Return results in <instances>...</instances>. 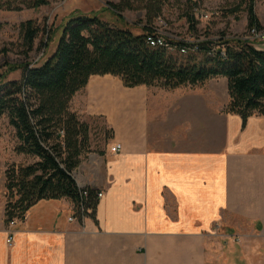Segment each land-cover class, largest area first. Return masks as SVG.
<instances>
[{
	"label": "crops",
	"instance_id": "1",
	"mask_svg": "<svg viewBox=\"0 0 264 264\" xmlns=\"http://www.w3.org/2000/svg\"><path fill=\"white\" fill-rule=\"evenodd\" d=\"M79 95L74 110L112 129L94 166L74 172L103 196L82 219L68 198L41 200L15 225L1 199L0 264H264V116L244 127L237 114L208 113L224 148L197 121L163 131L150 87L93 76L73 104Z\"/></svg>",
	"mask_w": 264,
	"mask_h": 264
},
{
	"label": "trees",
	"instance_id": "2",
	"mask_svg": "<svg viewBox=\"0 0 264 264\" xmlns=\"http://www.w3.org/2000/svg\"><path fill=\"white\" fill-rule=\"evenodd\" d=\"M165 1L140 0L147 18L142 34L97 16H74L63 26L56 50L41 65L23 64L20 79L0 83V120L6 117L14 129L15 152L34 159L25 165L13 164L6 171L8 222L24 221L41 200L68 198L75 216L82 219L94 214L99 192L88 187L89 194L84 196L74 176L91 150V127L73 109L74 98L93 76L120 78L127 88L168 89L224 77L229 95L227 113L239 115L244 127L250 117L264 116V49L246 36L225 32L218 39L169 40L176 51L152 47L147 36L158 29L156 20ZM243 1L248 4V32L264 30L255 1ZM188 2L191 6L186 17L193 31L197 0ZM47 3L36 0L33 6ZM109 7L120 15L136 9L131 0L110 3ZM22 30L33 50L41 28L28 20ZM51 38L49 35L46 47ZM183 48L187 53L181 52Z\"/></svg>",
	"mask_w": 264,
	"mask_h": 264
},
{
	"label": "rangeland",
	"instance_id": "3",
	"mask_svg": "<svg viewBox=\"0 0 264 264\" xmlns=\"http://www.w3.org/2000/svg\"><path fill=\"white\" fill-rule=\"evenodd\" d=\"M35 1L0 0V83L20 79L22 77L20 67L23 64L41 65L56 50L63 26L74 16H97L113 25L130 28L136 34H142L147 23L144 3L140 0H131L136 9L125 10L121 15L113 11L109 4L119 3L122 0H47V4L34 7ZM254 1L255 12L264 26V0ZM246 3L243 0H197V8L194 10L196 25L192 31L186 17L191 6L188 0H166L156 25L168 40L173 41L194 40L198 37L200 40L218 39L223 32L232 36L247 37L249 28ZM235 9L238 10L231 12ZM28 20H33L35 25L41 28L33 50L27 46L22 30V25ZM49 35L52 38L46 47ZM255 43L257 47H264V41ZM112 78L122 82L120 78ZM122 86H124L123 82ZM150 97L157 103L159 114L157 122H160L163 131L174 128L183 132L185 125L190 121H197L206 128L205 136L207 131L208 134H214L212 140L207 138L209 144L225 148L226 136L221 132H216L215 136V132L212 131L215 125H211L208 113L210 115L213 112L227 113L229 95L226 78H214L203 85H185L177 89L150 87ZM188 103L192 104V112L186 110ZM83 106V95H79L73 104V109L82 110ZM80 116L91 127V150L84 155L82 163L93 167L95 159L110 147L112 129L106 124L103 116H87L81 113ZM174 122L176 125H171ZM16 146L14 129L4 117L0 120V200L7 201L5 186L7 169L13 164L25 165L34 161L31 157L16 153Z\"/></svg>",
	"mask_w": 264,
	"mask_h": 264
},
{
	"label": "built area",
	"instance_id": "4",
	"mask_svg": "<svg viewBox=\"0 0 264 264\" xmlns=\"http://www.w3.org/2000/svg\"><path fill=\"white\" fill-rule=\"evenodd\" d=\"M206 17H208L206 15ZM158 28V27H157ZM252 41H264V32L263 31H258L257 29H252L248 36L246 37ZM147 40L148 43L150 44V46L158 48V47H164L167 48L169 51H176L177 47L173 44L170 43V41L167 39V36H165L164 34H162L158 29H156L154 32L149 33L147 36ZM194 50H197V47L194 48ZM182 53H187V49L183 48L181 49ZM223 54H225V52L223 51ZM122 144L121 143H115L114 146H112L111 151L113 153H119L122 151ZM89 186H83L81 187V189L83 190V195L84 196H88V188ZM103 196V193L99 192L98 193V198H101ZM82 211H84V208L82 209ZM85 215H83L82 218H84ZM74 217H70V221H73ZM18 222V220L14 219L12 221H10L11 225H15ZM13 243V236H10L8 239V244L12 245Z\"/></svg>",
	"mask_w": 264,
	"mask_h": 264
}]
</instances>
